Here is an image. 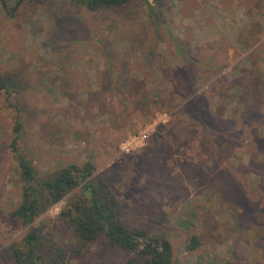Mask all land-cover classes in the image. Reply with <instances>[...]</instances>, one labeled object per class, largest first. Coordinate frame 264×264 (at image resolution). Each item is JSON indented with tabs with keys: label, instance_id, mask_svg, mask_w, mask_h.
Segmentation results:
<instances>
[{
	"label": "rangeland",
	"instance_id": "rangeland-1",
	"mask_svg": "<svg viewBox=\"0 0 264 264\" xmlns=\"http://www.w3.org/2000/svg\"><path fill=\"white\" fill-rule=\"evenodd\" d=\"M4 1L0 75L18 93L0 94V264L25 234L8 217L16 120L40 173L90 159L122 221L168 239L173 264H264V0ZM64 204L37 221L60 245ZM131 256L98 242L67 264Z\"/></svg>",
	"mask_w": 264,
	"mask_h": 264
},
{
	"label": "trees",
	"instance_id": "trees-1",
	"mask_svg": "<svg viewBox=\"0 0 264 264\" xmlns=\"http://www.w3.org/2000/svg\"><path fill=\"white\" fill-rule=\"evenodd\" d=\"M45 1L30 0L33 4ZM132 1L80 0L77 4L99 12L118 9ZM17 87L18 79L0 75V94H5V101L18 93ZM20 131V121L16 120L10 150L16 163L17 205L8 217L25 229V234L7 248L13 264H67L82 257L98 242L132 254L127 264H173V248L168 239L149 236L122 221L118 198L107 182L95 175L96 168L90 159L40 173L17 149ZM62 201L65 204L56 220L71 235V242L66 245L58 244L54 235L44 229L43 222L37 223ZM199 245L198 238L192 237L186 250L194 251Z\"/></svg>",
	"mask_w": 264,
	"mask_h": 264
},
{
	"label": "water",
	"instance_id": "water-1",
	"mask_svg": "<svg viewBox=\"0 0 264 264\" xmlns=\"http://www.w3.org/2000/svg\"><path fill=\"white\" fill-rule=\"evenodd\" d=\"M24 0H19L17 2V4L14 6V8L11 10V13L13 14L15 12V10L18 8V6L21 4V2H23ZM72 3H78L80 0H70ZM0 6L1 8L6 11L7 7H6V3L4 0H0Z\"/></svg>",
	"mask_w": 264,
	"mask_h": 264
},
{
	"label": "flooded vegetation",
	"instance_id": "flooded-vegetation-1",
	"mask_svg": "<svg viewBox=\"0 0 264 264\" xmlns=\"http://www.w3.org/2000/svg\"><path fill=\"white\" fill-rule=\"evenodd\" d=\"M5 3H6V2H5ZM16 4H17V3H16ZM16 4H15V5H16Z\"/></svg>",
	"mask_w": 264,
	"mask_h": 264
},
{
	"label": "built area",
	"instance_id": "built-area-1",
	"mask_svg": "<svg viewBox=\"0 0 264 264\" xmlns=\"http://www.w3.org/2000/svg\"><path fill=\"white\" fill-rule=\"evenodd\" d=\"M127 151V150H126Z\"/></svg>",
	"mask_w": 264,
	"mask_h": 264
}]
</instances>
